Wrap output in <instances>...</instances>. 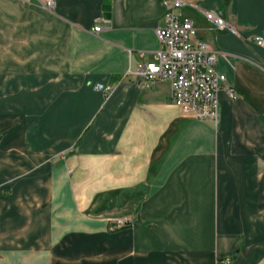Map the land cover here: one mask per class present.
I'll use <instances>...</instances> for the list:
<instances>
[{"label":"crops","instance_id":"crops-1","mask_svg":"<svg viewBox=\"0 0 264 264\" xmlns=\"http://www.w3.org/2000/svg\"><path fill=\"white\" fill-rule=\"evenodd\" d=\"M104 1L0 0V264H264V0L183 10L236 94L217 121L139 86L163 0Z\"/></svg>","mask_w":264,"mask_h":264},{"label":"built area","instance_id":"built-area-1","mask_svg":"<svg viewBox=\"0 0 264 264\" xmlns=\"http://www.w3.org/2000/svg\"><path fill=\"white\" fill-rule=\"evenodd\" d=\"M55 0H46L45 7L53 8ZM163 25L155 30L159 50L154 62L146 63L137 69L139 86L150 88L166 82L171 88L173 104L183 113L196 120L217 121L219 91L226 89L230 97L235 92L226 84V78L216 68L217 53L211 46L197 37V30L191 18L185 15L188 0H163ZM204 17L212 30L233 31L221 18L211 12ZM99 26L93 32L100 31ZM255 44L264 50V38L255 36ZM95 90L109 94L112 87L95 84ZM130 219H119L117 224L125 226Z\"/></svg>","mask_w":264,"mask_h":264},{"label":"rangeland","instance_id":"rangeland-1","mask_svg":"<svg viewBox=\"0 0 264 264\" xmlns=\"http://www.w3.org/2000/svg\"><path fill=\"white\" fill-rule=\"evenodd\" d=\"M14 116H17V115H14ZM3 117H5V116H3ZM21 118V116H18L17 117V119H14L13 121H14V124H13V129L14 128H17V127H19L20 125H21V122H22V120L20 119ZM3 119H6V118H2V120ZM32 133H33V131H32ZM5 136V129H0V138H2V137H4ZM100 196H95V201L97 200V198H99ZM112 197H114L112 194L111 195H109V197L108 198H112ZM112 206V205H111ZM111 214L110 215H108L109 216V223L116 229V230H119V229H121V228H123L124 226H119L118 224H117V220H119V219H130L131 220V218L130 217H121V218H119L118 216H117V213L116 212H110ZM131 223V222H130ZM130 223H127L125 226H128Z\"/></svg>","mask_w":264,"mask_h":264},{"label":"water","instance_id":"water-1","mask_svg":"<svg viewBox=\"0 0 264 264\" xmlns=\"http://www.w3.org/2000/svg\"><path fill=\"white\" fill-rule=\"evenodd\" d=\"M110 1L109 0H105L104 1V7H103V9L105 10V12H106V14L109 12V10H110ZM108 15V14H107Z\"/></svg>","mask_w":264,"mask_h":264},{"label":"trees","instance_id":"trees-1","mask_svg":"<svg viewBox=\"0 0 264 264\" xmlns=\"http://www.w3.org/2000/svg\"><path fill=\"white\" fill-rule=\"evenodd\" d=\"M108 14V13H107Z\"/></svg>","mask_w":264,"mask_h":264}]
</instances>
